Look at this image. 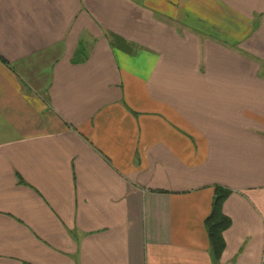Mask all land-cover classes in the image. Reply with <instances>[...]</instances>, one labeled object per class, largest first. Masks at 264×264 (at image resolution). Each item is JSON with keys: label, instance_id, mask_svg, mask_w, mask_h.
Instances as JSON below:
<instances>
[{"label": "crops", "instance_id": "0c3cea01", "mask_svg": "<svg viewBox=\"0 0 264 264\" xmlns=\"http://www.w3.org/2000/svg\"><path fill=\"white\" fill-rule=\"evenodd\" d=\"M0 264H264V0H0Z\"/></svg>", "mask_w": 264, "mask_h": 264}, {"label": "trees", "instance_id": "16d2710c", "mask_svg": "<svg viewBox=\"0 0 264 264\" xmlns=\"http://www.w3.org/2000/svg\"><path fill=\"white\" fill-rule=\"evenodd\" d=\"M213 200L208 216L204 219V228L209 244L210 254L214 261L220 257L224 247L222 232L225 231L230 221L221 212L222 203L231 193L230 190L215 186L213 190Z\"/></svg>", "mask_w": 264, "mask_h": 264}]
</instances>
